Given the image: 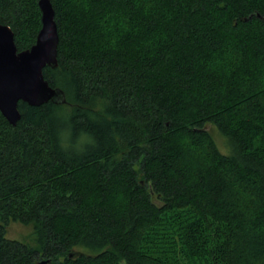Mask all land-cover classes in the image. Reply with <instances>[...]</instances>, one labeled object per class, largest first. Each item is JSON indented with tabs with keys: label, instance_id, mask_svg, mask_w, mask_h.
<instances>
[{
	"label": "trees",
	"instance_id": "obj_1",
	"mask_svg": "<svg viewBox=\"0 0 264 264\" xmlns=\"http://www.w3.org/2000/svg\"><path fill=\"white\" fill-rule=\"evenodd\" d=\"M49 1L64 101L0 114V264H264V0ZM0 23L27 49L37 0Z\"/></svg>",
	"mask_w": 264,
	"mask_h": 264
},
{
	"label": "water",
	"instance_id": "obj_2",
	"mask_svg": "<svg viewBox=\"0 0 264 264\" xmlns=\"http://www.w3.org/2000/svg\"><path fill=\"white\" fill-rule=\"evenodd\" d=\"M40 27L34 42L17 51L10 28L0 23V114L11 125L19 119L17 101L38 106L46 101H64L63 92L43 78L45 66L56 65L58 35L49 0H37ZM72 253H68L71 256ZM45 261H41L44 264Z\"/></svg>",
	"mask_w": 264,
	"mask_h": 264
},
{
	"label": "rangeland",
	"instance_id": "obj_3",
	"mask_svg": "<svg viewBox=\"0 0 264 264\" xmlns=\"http://www.w3.org/2000/svg\"><path fill=\"white\" fill-rule=\"evenodd\" d=\"M204 130H206L208 135H210L214 144L217 145L219 150L222 153L227 154L229 151V147L225 136H223L218 131V129L211 124L204 125ZM153 200L156 201L154 198ZM30 232H31L30 225H23L18 222H10L6 226L5 236L9 239H15L18 241L30 243ZM75 250L80 251V249H75Z\"/></svg>",
	"mask_w": 264,
	"mask_h": 264
}]
</instances>
